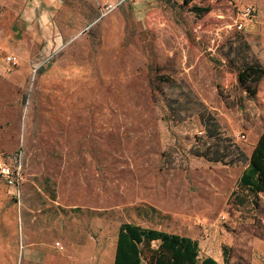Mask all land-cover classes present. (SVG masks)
I'll list each match as a JSON object with an SVG mask.
<instances>
[{"label":"rangeland","instance_id":"374dc122","mask_svg":"<svg viewBox=\"0 0 264 264\" xmlns=\"http://www.w3.org/2000/svg\"><path fill=\"white\" fill-rule=\"evenodd\" d=\"M53 1L0 0V264H114L125 222L264 264V0Z\"/></svg>","mask_w":264,"mask_h":264},{"label":"trees","instance_id":"16d2710c","mask_svg":"<svg viewBox=\"0 0 264 264\" xmlns=\"http://www.w3.org/2000/svg\"><path fill=\"white\" fill-rule=\"evenodd\" d=\"M204 10L207 11V9ZM252 67L260 68L259 65L253 63L245 66L243 70ZM256 145L259 152L258 160L248 158L239 180L242 189L249 190L254 194L260 190L261 185H264V131L259 136ZM241 155L243 158L246 157L243 152ZM212 159L222 160L218 156ZM224 261L228 264L226 257H224ZM114 264L219 263L211 256L200 257V245L197 239L161 229L141 227L133 222H125L121 225L117 236Z\"/></svg>","mask_w":264,"mask_h":264},{"label":"built area","instance_id":"2783aa9c","mask_svg":"<svg viewBox=\"0 0 264 264\" xmlns=\"http://www.w3.org/2000/svg\"><path fill=\"white\" fill-rule=\"evenodd\" d=\"M229 4L236 9L238 14V18H235L234 22L228 25L229 27L234 25L238 31H248L249 27H254L257 22L255 18V7L248 6L242 9L233 0H230ZM22 167L21 160L16 159L12 164L0 156V177L5 181V185L12 189L13 194L18 197L21 194V186L23 183Z\"/></svg>","mask_w":264,"mask_h":264},{"label":"crops","instance_id":"0c3cea01","mask_svg":"<svg viewBox=\"0 0 264 264\" xmlns=\"http://www.w3.org/2000/svg\"><path fill=\"white\" fill-rule=\"evenodd\" d=\"M48 3L54 4L53 0H47ZM38 3H32L29 4L27 9L25 10V19L26 21L30 20V23L32 26H38L39 24H42L44 29H49L46 15L44 16L42 14H39L38 11L40 10V7H38ZM36 19V20H35Z\"/></svg>","mask_w":264,"mask_h":264}]
</instances>
